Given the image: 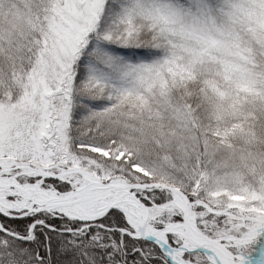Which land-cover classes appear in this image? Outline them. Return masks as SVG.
I'll list each match as a JSON object with an SVG mask.
<instances>
[{"label": "snow or ice", "instance_id": "6c2138e0", "mask_svg": "<svg viewBox=\"0 0 264 264\" xmlns=\"http://www.w3.org/2000/svg\"><path fill=\"white\" fill-rule=\"evenodd\" d=\"M0 264H264V0H0Z\"/></svg>", "mask_w": 264, "mask_h": 264}]
</instances>
